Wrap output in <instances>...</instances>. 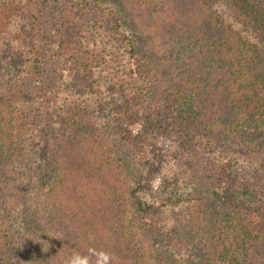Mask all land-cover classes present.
I'll return each mask as SVG.
<instances>
[{"label":"trees","instance_id":"trees-1","mask_svg":"<svg viewBox=\"0 0 264 264\" xmlns=\"http://www.w3.org/2000/svg\"><path fill=\"white\" fill-rule=\"evenodd\" d=\"M5 67L0 264H264V0H0Z\"/></svg>","mask_w":264,"mask_h":264},{"label":"rangeland","instance_id":"rangeland-1","mask_svg":"<svg viewBox=\"0 0 264 264\" xmlns=\"http://www.w3.org/2000/svg\"><path fill=\"white\" fill-rule=\"evenodd\" d=\"M144 22H146V25H147V20H146V16L143 15V17L141 19H139L136 23L137 25V32L138 31H145L146 30V26L144 24ZM136 32V33H137ZM150 36V33L148 34ZM148 36V37H149ZM152 37V36H150ZM146 39V38H145ZM137 41H140L138 38H137ZM152 43V46L155 47L156 50H158V46L157 44L155 43L154 39L153 41H151ZM7 55V54H4V56ZM6 59V57H4ZM7 60V59H6ZM12 74L9 73V70L5 67V69H0V86L1 85H6L8 82H10L12 79ZM137 130L138 128H133L132 131H133V134L135 135L137 133ZM263 148V147H262ZM126 153V152H125ZM248 157H257L259 156V153L257 152H248L247 154ZM140 166L142 165L141 162L138 163ZM142 168V167H141ZM235 170V173H238L241 171V168L240 167H235L233 168ZM158 177H156L153 181H152V184H153V188L158 191L159 188H160V184H161V181H162V185L161 187L163 186V179H162V175L159 174L157 175ZM161 178V179H160ZM164 178V177H163ZM158 223H159V226L157 227L156 230H171L174 226H175V221H174V217H173V214L170 212V213H166V214H162L160 217H159V220H158Z\"/></svg>","mask_w":264,"mask_h":264}]
</instances>
